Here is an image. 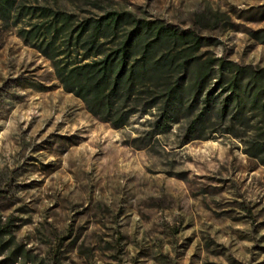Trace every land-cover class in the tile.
Here are the masks:
<instances>
[{"label":"rangeland","instance_id":"rangeland-1","mask_svg":"<svg viewBox=\"0 0 264 264\" xmlns=\"http://www.w3.org/2000/svg\"><path fill=\"white\" fill-rule=\"evenodd\" d=\"M17 2L160 20L264 68V0ZM15 32L0 25V264L14 249L16 264H264V110L237 137L191 140L185 120L150 137L143 115L113 130Z\"/></svg>","mask_w":264,"mask_h":264},{"label":"trees","instance_id":"trees-1","mask_svg":"<svg viewBox=\"0 0 264 264\" xmlns=\"http://www.w3.org/2000/svg\"><path fill=\"white\" fill-rule=\"evenodd\" d=\"M0 25L15 29L49 64L61 91L113 130L143 115L151 119L150 137L180 120L186 121L191 140L208 127L215 133L213 124L237 137L234 124L242 127L247 114L264 110V68L210 56L204 49L216 42L193 29L128 12L79 18L17 0H0ZM19 252H10L7 262L16 264Z\"/></svg>","mask_w":264,"mask_h":264}]
</instances>
